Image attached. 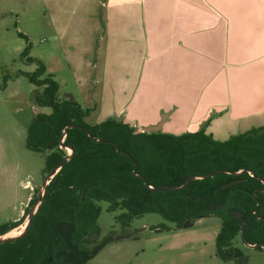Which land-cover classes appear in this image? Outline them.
I'll return each mask as SVG.
<instances>
[{
	"label": "trees",
	"instance_id": "16d2710c",
	"mask_svg": "<svg viewBox=\"0 0 264 264\" xmlns=\"http://www.w3.org/2000/svg\"><path fill=\"white\" fill-rule=\"evenodd\" d=\"M29 50L28 45L23 56L38 62L33 72H24L37 86L33 99L52 110L34 116L26 146L44 154L47 173L69 154L61 146L65 130L64 144L74 152L46 186L27 232L0 244V264H85L95 255L101 201H107L110 210H122L117 220L123 226L148 213H158L178 227L215 213L222 220L217 255L223 262L246 264L243 250L235 245L237 236H242V221L233 210L244 213L247 241L264 243V126L218 140L205 129L179 135L139 131L118 117L93 123L91 109L70 94L60 95L59 81L41 59L28 56ZM217 169L244 171L195 178L179 189L149 187L181 186L189 176ZM237 179L242 181L222 188ZM190 195L201 200L193 201ZM37 199L35 195L30 199L25 213ZM216 204L222 206L206 209ZM24 217L0 223V235L22 225Z\"/></svg>",
	"mask_w": 264,
	"mask_h": 264
},
{
	"label": "crops",
	"instance_id": "0c3cea01",
	"mask_svg": "<svg viewBox=\"0 0 264 264\" xmlns=\"http://www.w3.org/2000/svg\"><path fill=\"white\" fill-rule=\"evenodd\" d=\"M46 1L91 122L218 140L264 126V0Z\"/></svg>",
	"mask_w": 264,
	"mask_h": 264
},
{
	"label": "rangeland",
	"instance_id": "374dc122",
	"mask_svg": "<svg viewBox=\"0 0 264 264\" xmlns=\"http://www.w3.org/2000/svg\"><path fill=\"white\" fill-rule=\"evenodd\" d=\"M46 3L0 0V223L25 216L13 233L24 227L25 210L48 174L44 154L26 146L28 128L37 113L52 110L33 99L37 86L24 72H33L38 62L27 61L24 49L29 45L28 56L41 59L59 84L62 79L60 95L70 93L82 100L77 97L80 91L73 69L59 51V33L51 24ZM100 206V234L95 244L108 241L85 264H237L234 260L223 262L216 253L222 220L215 213L189 227H178L158 213L145 214L123 226L117 220L121 209L110 210L107 201H101ZM155 226L161 229L152 228ZM235 245L243 250L246 264H264V247L246 245L241 235Z\"/></svg>",
	"mask_w": 264,
	"mask_h": 264
},
{
	"label": "water",
	"instance_id": "95a60500",
	"mask_svg": "<svg viewBox=\"0 0 264 264\" xmlns=\"http://www.w3.org/2000/svg\"><path fill=\"white\" fill-rule=\"evenodd\" d=\"M162 123L163 122H159L158 124L156 125H150V126H147L145 127L144 131H148V132H158L161 130L162 128ZM71 126H77V125H71ZM84 128V127H83ZM85 130H87L86 128H84ZM66 130L64 131L63 133V139L61 140L62 141V144L61 146L63 148H67V149H70V152L68 154L67 157H65L61 163L59 165H57L54 169H52L48 174L47 176L45 177L42 185L39 187V190H38V199L36 200V202L32 205V207L30 208L29 210V213H28V218L25 222V225H24V228L22 229V231L16 235H9V232L8 233H5V234H1L0 235V244L1 243H4V242H8V241H12V240H15L17 238H19L20 236L24 235L28 228L30 227L31 225V222H32V219H33V216L35 215V213L37 212V209L41 203V198L44 196L45 194V189H46V186L48 185V183L50 182L51 178L59 171V169L61 168V166L66 163L72 156L73 152H74V149H72L71 147L67 146L66 144H64V137L66 136ZM88 134L90 137H92L94 139V136L92 135V133L87 130ZM118 150H119V147H117ZM134 164L136 165V162L134 161ZM136 167L134 169V174L135 175H138L137 172H136ZM244 170H240V171H231V170H227V169H217V170H214L208 174H205V175H200V176H195V175H192V176H189L188 179L186 180L185 184L181 185V186H171V185H160L156 188L152 187V186H149L148 182L146 181V185L149 186L151 189H179V188H182L184 187V185L188 184L191 180L195 179V178H204V177H208V176H213L217 173H222V172H226V173H232V174H239L241 172H243ZM252 175H254L252 173V171H249ZM241 180H233V181H230L228 183H226L225 185L222 186V188H227V187H230L232 185H234L235 183L239 182ZM189 198L193 201H200L201 200V197L200 196H197V195H190ZM222 205L221 204H216V205H208L206 206V209L208 210H215V209H219ZM233 215L238 218V219H241L242 221V237H243V240L245 242L246 245L250 246V247H264V243H254V244H251L247 241V238L245 236V224L246 222L243 220L242 216H243V212L241 211H238V210H233ZM195 223V221L193 220H187L186 222H184L182 224V227H189L191 225H193ZM115 238H118V237H115ZM107 243V241L103 242L102 244L98 245L97 247H95L93 249V253H97L101 248L102 246Z\"/></svg>",
	"mask_w": 264,
	"mask_h": 264
},
{
	"label": "flooded vegetation",
	"instance_id": "af4514ba",
	"mask_svg": "<svg viewBox=\"0 0 264 264\" xmlns=\"http://www.w3.org/2000/svg\"><path fill=\"white\" fill-rule=\"evenodd\" d=\"M237 180H241V179H237ZM242 181V180H241ZM241 181H239V182H241ZM238 183V182H237ZM236 184V183H235ZM257 213V211L255 210L254 212H253V214H256ZM243 215H244V213H243ZM242 218H243V216H242ZM248 218H249V220H251V215H249L248 216ZM245 221V220H244ZM246 222V221H245Z\"/></svg>",
	"mask_w": 264,
	"mask_h": 264
},
{
	"label": "bare ground",
	"instance_id": "6f19581e",
	"mask_svg": "<svg viewBox=\"0 0 264 264\" xmlns=\"http://www.w3.org/2000/svg\"><path fill=\"white\" fill-rule=\"evenodd\" d=\"M23 228H24V227H23ZM23 228H22V229H23ZM22 229H21L18 233H20V232L22 231ZM12 231H13V230H12ZM12 231L9 232V235H16V234H18V233H13Z\"/></svg>",
	"mask_w": 264,
	"mask_h": 264
},
{
	"label": "built area",
	"instance_id": "2783aa9c",
	"mask_svg": "<svg viewBox=\"0 0 264 264\" xmlns=\"http://www.w3.org/2000/svg\"><path fill=\"white\" fill-rule=\"evenodd\" d=\"M69 150V152H70V149H68Z\"/></svg>",
	"mask_w": 264,
	"mask_h": 264
}]
</instances>
